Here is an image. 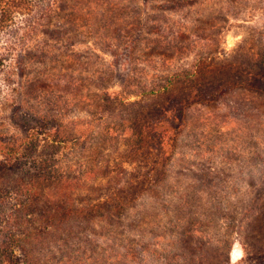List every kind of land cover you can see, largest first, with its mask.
<instances>
[{
	"label": "trees",
	"instance_id": "obj_1",
	"mask_svg": "<svg viewBox=\"0 0 264 264\" xmlns=\"http://www.w3.org/2000/svg\"><path fill=\"white\" fill-rule=\"evenodd\" d=\"M132 8L128 0H0V48L3 43L6 50L0 53V264L16 263L15 248L23 264H127L130 255L139 257L133 264H175L184 260L183 248L190 251L204 237L203 247L220 256L217 264H264V146L259 162L242 169L245 179L224 180L243 197L233 213L227 216L216 201L182 238L172 229L171 258L161 241L150 248L144 237L151 231L161 240L166 230L155 228L169 214L147 198L156 202L165 194L168 172L179 167L173 161L200 154L196 145L180 148L182 140L198 138L189 127V106L218 102L236 88L264 98V51L245 72L212 66V52L191 69L151 74L143 69L146 28H133L142 15L133 16ZM41 23L44 42L30 43ZM17 34L22 39L12 40ZM61 42L55 53L53 44ZM114 77L121 79L118 91L109 89ZM55 84L63 86L61 95H53ZM134 96L139 99L130 101ZM94 181L106 191L92 198L86 185ZM190 182L204 189L210 181ZM147 211L155 212L137 223L133 215ZM222 220L237 224L242 256L235 263V240ZM91 235L126 252L94 247Z\"/></svg>",
	"mask_w": 264,
	"mask_h": 264
},
{
	"label": "rangeland",
	"instance_id": "obj_2",
	"mask_svg": "<svg viewBox=\"0 0 264 264\" xmlns=\"http://www.w3.org/2000/svg\"><path fill=\"white\" fill-rule=\"evenodd\" d=\"M117 1L125 3V0ZM128 2L133 6V16L140 17L142 15L141 18L133 19V24L132 22L131 24L134 29L138 27L139 23L143 24L142 28H146L148 64L143 69H146L147 66L151 70V74L166 67L171 70L180 67L191 69L197 58L212 52L216 53L214 57L217 59L215 63L211 64L212 66L218 65L222 69L230 68L238 72H241L240 68H242V72H245L246 66L258 61L260 52L264 51V0H128ZM137 19L138 21H136ZM141 19L146 22V26L140 22ZM43 23H41L38 32L32 35L30 43L42 41L44 38ZM123 24L125 25L124 22ZM118 30L130 31L128 27H121ZM81 38L82 36L76 39L75 43L82 40ZM11 39H22V37L17 34ZM62 43L53 44L55 53H59L63 49ZM90 43L92 44V42ZM2 48H5L3 43L0 53H6V50ZM96 54L101 58L100 52L97 51ZM96 59L94 57V61ZM10 65H14L13 60ZM38 68L44 70V68H40V65ZM57 69L56 65L53 71L57 73ZM92 70L96 71V68ZM151 74L148 76L149 79L153 78ZM260 74L262 75V73ZM140 80L141 78H139ZM110 82V91L120 89L121 79L114 77ZM53 89L54 96L61 95L59 91L63 89V86L55 84ZM5 95L8 97L6 90H4ZM138 99L139 96H134L129 100ZM75 106L76 104L72 109ZM187 111L189 127L196 131L194 135H197L198 138L182 140L180 148L187 149L186 144L196 145L201 147L200 151H197L200 154L192 155L193 158L190 156V162L173 161L172 163L179 167L176 166L171 173L168 172L165 194L156 202L155 198L150 199L151 197H148L146 201L151 205L163 206L164 210L169 212L168 217L164 214L158 228L153 226L158 231L166 230L164 234H161V240L157 233L151 231L144 233V235L146 234L144 237L147 239L146 244L151 248L152 245L161 241L163 247L170 253L167 254L169 258L174 253L175 239L169 235L172 229L178 230L177 236L182 238L184 232L193 223L191 220L193 218L204 219V213H207L208 208L217 203L216 201L222 202L224 213L227 216L233 213L234 203L240 204L243 197L238 196L231 185L224 184V180L229 178L245 179V174L241 173L242 169L259 162L260 155L257 153L264 146V98L236 88L218 102L202 105L192 104ZM80 115L85 114L81 112ZM195 163L207 166L200 169L196 165L195 168ZM190 165L192 168L186 169L185 172L178 170L185 169ZM207 167L211 169H207ZM215 170L222 171L225 178ZM195 177L200 181L208 179L210 182L204 183L206 185L204 189L195 187V184L190 182V179ZM99 187V182L88 183L86 185L87 195L94 198L101 191H106V187H103L102 190ZM154 212L147 211L140 216H136L135 213L133 216L137 223L145 224L144 221H149V215ZM260 221L263 219L261 218ZM221 224H226V234L235 240L230 253V260L235 263L242 256L240 245L237 243L240 240L237 224L227 223L225 220H222ZM202 227L203 234L207 236L208 226L202 224ZM133 235H136V232ZM92 236L90 240L94 247L106 250L108 253L112 250L119 253L126 252L125 247L113 249L108 240ZM204 239L206 238L204 237ZM204 239H195L194 246L190 247L188 252L183 248L184 260L177 261L175 264H200L198 262L199 254L205 256L206 261L203 264H217L216 256H220L216 254L213 257V254L203 247ZM14 251L15 264H23L22 253L16 248ZM53 255L55 258L61 257L60 253H53ZM138 259V256L130 255L127 264H133L132 261ZM93 264H100V262Z\"/></svg>",
	"mask_w": 264,
	"mask_h": 264
}]
</instances>
